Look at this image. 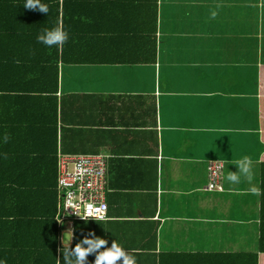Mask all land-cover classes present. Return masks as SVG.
I'll return each mask as SVG.
<instances>
[{"label":"crops","instance_id":"0c3cea01","mask_svg":"<svg viewBox=\"0 0 264 264\" xmlns=\"http://www.w3.org/2000/svg\"><path fill=\"white\" fill-rule=\"evenodd\" d=\"M247 11L257 17L251 34H246ZM167 28L161 45V30ZM261 30L264 0H157L154 64L59 63L56 97L68 108L61 110L58 103L57 150L106 156L107 221L91 228L81 223L70 246L91 229L135 257L144 251L136 264H150L148 249L255 251L253 205L258 208L264 152L258 122ZM256 33L258 47L249 37ZM72 94L84 97L76 103ZM244 156L252 161L251 181L228 182V170L235 171ZM213 160L223 164L221 191L207 189ZM252 220L253 235L243 226ZM61 227L63 247L62 236L70 237L66 231L73 233L74 224ZM93 260L90 255L88 264Z\"/></svg>","mask_w":264,"mask_h":264},{"label":"trees","instance_id":"16d2710c","mask_svg":"<svg viewBox=\"0 0 264 264\" xmlns=\"http://www.w3.org/2000/svg\"><path fill=\"white\" fill-rule=\"evenodd\" d=\"M41 2L48 15L24 8L23 0H0V257L7 264H62L56 259L65 224L57 221L63 207L57 166L67 153L56 147L61 145L56 110L58 103L61 110L68 107L56 97L58 64L148 65L156 59L157 0ZM56 25L69 34L63 48L39 44L41 29ZM70 97L78 103L84 96ZM258 122L264 144V66L258 78ZM258 185L255 251L156 254L148 249L150 264H264V152ZM106 219L72 221L74 237L81 223L91 228Z\"/></svg>","mask_w":264,"mask_h":264},{"label":"built area","instance_id":"2783aa9c","mask_svg":"<svg viewBox=\"0 0 264 264\" xmlns=\"http://www.w3.org/2000/svg\"><path fill=\"white\" fill-rule=\"evenodd\" d=\"M221 162L208 164L207 189H220ZM106 156L93 154L60 155L57 184L63 190V207L57 220L71 224L74 220L100 221L107 218L104 199ZM83 221V220H81ZM58 223H60L58 221Z\"/></svg>","mask_w":264,"mask_h":264},{"label":"clouds","instance_id":"9594fccd","mask_svg":"<svg viewBox=\"0 0 264 264\" xmlns=\"http://www.w3.org/2000/svg\"><path fill=\"white\" fill-rule=\"evenodd\" d=\"M22 5L26 9L38 10L46 15H48L49 12L48 6L42 3L41 0H23ZM68 39L69 34L62 25L45 27L41 29L36 36V40L39 44H42L47 48L55 47L57 50L62 49ZM4 139L7 140L8 137L5 136ZM251 164V159L248 156H244L234 165L236 168L235 171L228 170L225 179L230 183H238L242 177L251 181ZM222 171L223 164L220 174ZM219 186L220 189H215L216 191H221V177ZM253 191H256V189H253ZM78 217L83 221L86 219L84 216ZM57 221L63 223V221H60V218ZM69 231L71 232L70 237H65L63 234V247L57 250L59 255L56 256V259L57 261H62V264H88V257L90 255L94 256L92 264H118V262L119 264H136V257L115 239H112L109 245L105 238L96 235L94 231L89 230L77 240L74 246H70L73 233L71 229L66 232ZM65 240H67V245H65ZM0 264H7L6 259L0 257Z\"/></svg>","mask_w":264,"mask_h":264},{"label":"rangeland","instance_id":"374dc122","mask_svg":"<svg viewBox=\"0 0 264 264\" xmlns=\"http://www.w3.org/2000/svg\"><path fill=\"white\" fill-rule=\"evenodd\" d=\"M245 17H246V21H245V28H246V34L248 33V34H251V33H254L255 31H256V22H257V17H256V15L255 14H251V13H249V11H247V13H246V15H245ZM167 31H168V28L167 29H162L161 30V45H163V41H164V35L165 34H168L167 33ZM261 32H262V34H263V36H264V30H261ZM249 37H253V42H254V44L258 47V46H260L261 45V43H260V40L258 39V35H257V33L256 34H254V35H251V36H249ZM264 52V51H263ZM162 60V59H161ZM70 70L71 71H74V72H80V73H82V74H86V72L85 71H83V70H77V69H75V68H70ZM259 144V143H258ZM256 209V216H257V208H256V206L255 205H253V210H255ZM242 223V222H241ZM236 226H242V224H240L239 222H236ZM243 226H245V229H246V231H249V232H252V235H253V232H254V229H255V222L252 220L251 222H245V224L243 225ZM65 235V237H67V235L66 234H64ZM63 237V236H62Z\"/></svg>","mask_w":264,"mask_h":264}]
</instances>
